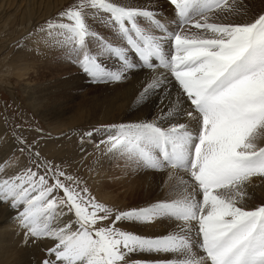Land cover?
<instances>
[{
	"label": "snow or ice",
	"instance_id": "obj_1",
	"mask_svg": "<svg viewBox=\"0 0 264 264\" xmlns=\"http://www.w3.org/2000/svg\"><path fill=\"white\" fill-rule=\"evenodd\" d=\"M166 4L171 14L161 0H69L29 33L92 84L146 70L134 102L152 119L94 127L81 143L162 173L167 189L109 205L20 138L29 163L0 167V204L25 243L51 241L42 264H264V203H247L264 183V12L244 0Z\"/></svg>",
	"mask_w": 264,
	"mask_h": 264
},
{
	"label": "rangeland",
	"instance_id": "obj_2",
	"mask_svg": "<svg viewBox=\"0 0 264 264\" xmlns=\"http://www.w3.org/2000/svg\"><path fill=\"white\" fill-rule=\"evenodd\" d=\"M68 2L0 0V167L5 168L8 174H13L10 163H29L27 153L19 151L23 147L19 143L22 138L28 144H34L44 158L61 164L84 180L101 202L121 208L144 204L146 201L141 202L139 197L119 195V185L107 181L108 170L105 168H110V174L117 176L119 174L113 164L116 162L123 166L121 162L97 150L93 143L87 142V137L81 143L84 132L111 123L88 124L63 134L56 133V108L60 102L56 81L76 70L71 69L74 64L71 65L57 51L45 48L38 40V34L30 37L29 33H34L45 20L53 18ZM244 3L251 14L264 12V0H244ZM25 84L32 88L30 93H26ZM59 89L63 93L67 91L61 83ZM67 94L69 96L65 100L68 102L63 105L73 101V94L70 91ZM101 138L99 135L93 137L96 141ZM98 176L99 180L96 179ZM139 189L143 190L141 187ZM0 205L12 213L7 205ZM34 246L44 255L40 261L42 264L51 241H36Z\"/></svg>",
	"mask_w": 264,
	"mask_h": 264
},
{
	"label": "bare ground",
	"instance_id": "obj_3",
	"mask_svg": "<svg viewBox=\"0 0 264 264\" xmlns=\"http://www.w3.org/2000/svg\"><path fill=\"white\" fill-rule=\"evenodd\" d=\"M161 4L167 13H172V9L170 5L166 4V1L161 0ZM107 62L110 65L113 63V61ZM71 65L73 64L71 63ZM72 68H75L76 71L56 81V90L60 92V102L56 108L57 134H63L72 128L100 122L112 124L152 119L156 114L155 108L142 107L134 102L135 94L141 82L146 78V70H137L135 75H130L127 81L120 84L96 85L92 84L76 65L71 66ZM59 83L67 89L65 93L60 91ZM24 87L26 93L32 91L29 85L25 84ZM69 91L73 94V101L63 105L68 102L65 97L69 96L67 94ZM185 120L187 117H183L181 122ZM260 143L264 144V140ZM115 163L113 167L116 168L119 175H111L110 168H105L108 170L106 179L119 185L117 188L119 195L139 197L141 202H148L166 195L167 189L163 187L162 173H154L150 170H146V172L133 169L131 171L129 168L120 166V163ZM96 179L99 180V176ZM140 187L143 190L139 191ZM248 193L247 203L250 207L264 203V183L260 180L257 179L248 187ZM12 213L0 205V264H41L40 261L44 255L40 254L33 241L29 240L25 243L23 231L18 227L14 219L15 215ZM162 230V228H156L149 231L159 232Z\"/></svg>",
	"mask_w": 264,
	"mask_h": 264
}]
</instances>
